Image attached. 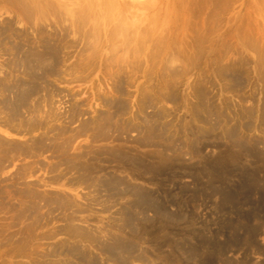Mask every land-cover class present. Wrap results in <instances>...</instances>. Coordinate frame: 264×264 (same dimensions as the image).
<instances>
[{"label": "rangeland", "instance_id": "1", "mask_svg": "<svg viewBox=\"0 0 264 264\" xmlns=\"http://www.w3.org/2000/svg\"><path fill=\"white\" fill-rule=\"evenodd\" d=\"M0 140V264H264V0H0Z\"/></svg>", "mask_w": 264, "mask_h": 264}, {"label": "bare ground", "instance_id": "2", "mask_svg": "<svg viewBox=\"0 0 264 264\" xmlns=\"http://www.w3.org/2000/svg\"><path fill=\"white\" fill-rule=\"evenodd\" d=\"M49 49V51L51 50V48H48ZM23 58V57H22ZM40 59V58H39ZM36 60L35 62L34 61H32V62H29V61H31V60H29V59H24L23 58V65H24V68L26 67V69H28L29 71H31L32 72V78H38V76L36 75L38 72L37 71H39L40 70V72L42 71V75H40V78L42 79L44 76L46 77L47 75H51L53 72H54V70L52 69H48L47 68V63L48 62H51L50 61V59H52V57L50 56V54H47V55H44L40 60ZM53 60V59H52ZM18 61H20V60H18ZM35 64H38V65H35ZM20 69V68H19ZM26 69H24V70H26ZM37 70V71H36ZM28 71H26V73H27ZM29 73V72H28ZM31 78V79H32ZM46 81V80H45ZM121 84V83H120ZM237 85H239L240 84V82H239V79H237V83H236ZM34 85V84H33ZM33 85H32V87H33ZM37 85V84H36ZM7 86V85H6ZM121 86V85H120ZM32 87H30L29 86V88H25V86H24V84H22L21 85V88H19V90L17 91L16 90V100H15V102H2V104H3V106L6 108V109H8V111H9V114H10V118H11V120H18V118H20L21 116H22V112H23V110L25 109V111L26 112H28L30 115H31V119L29 120V121H27L26 122V126H27V128H24L23 127V129H27L29 132L30 131H35V130H38V129H42V128H45L47 125H48V123H50L53 119H56L55 117H56V112H54L52 109V111L50 110V108H49V110H48V112H45V114L47 115V116H45V115H41V113H42V104H40L39 102L37 103V102H35V105L33 106V109L32 108H30L29 106H32L31 104H30V100L37 94V89L36 88H32ZM5 88V87H4ZM8 88H10V87H8ZM42 88V87H41ZM41 88L39 87V89L41 90ZM121 89L122 88H120V90H119V87H118V92H120L121 91ZM5 90H7L6 88H5ZM8 90H11V89H8ZM11 92V91H10ZM9 92V93H10ZM122 92H124V91H122ZM11 94H13V93H11ZM10 94V95H11ZM39 94V93H38ZM14 99V98H13ZM169 99V98H168ZM7 100V99H6ZM149 100V99H148ZM5 101V100H4ZM32 101V100H31ZM121 101V100H120ZM106 102V101H105ZM148 102H149V105H148ZM46 103H48V102H46ZM108 104H109V106H111V108H112V110H114V112L112 113V115L110 116V117H113V118H115L116 116H118V115H124L125 113H127L126 112V104L125 103H123V102H118V101H115L114 100V102H107ZM45 104V103H44ZM51 105H52V103H50ZM49 104V105H50ZM143 104V103H142ZM150 101H147L146 102V104H144V106H145V108L146 107H150ZM46 106V105H45ZM48 106V105H47ZM49 107V106H48ZM51 107H53V105L51 106ZM79 107V106H78ZM82 107V106H81ZM54 108V107H53ZM55 109V108H54ZM109 109V108H108ZM109 112V111H108ZM107 112V113H108ZM71 115L73 116V119L75 118V117H77V115L79 114V113H81V111H78V109H76V108H74L73 107V109H71ZM43 114V113H42ZM105 115V114H104ZM58 117H59V115H58ZM104 118V117H103ZM151 118V117H150ZM158 118V117H157ZM50 119H52V120H50ZM69 119H72V118H69ZM99 119V118H98ZM107 120V119H106ZM119 120V119H118ZM146 120V119H145ZM149 118H148V122H149ZM152 120V119H151ZM19 121V120H18ZM59 121V120H58ZM71 121H73V120H71ZM108 121V120H107ZM13 122H15V121H13ZM87 123V122H86ZM8 124V123H7ZM47 124V125H46ZM83 124V123H82ZM114 124V123H113ZM8 125H10V122H9V124ZM23 125V124H22ZM98 125V127L97 128H99L100 129V132H101V130L102 131H107L106 129H109L110 127H112V125L111 124H108V123H106V124H97ZM127 125V124H126ZM129 125V124H128ZM85 127H87V128H85ZM85 127H83L84 129L83 130H87L88 129V125H86ZM95 127V128H96ZM127 127H129V126H127ZM19 128V127H18ZM56 128H58V127H55V129ZM49 129V128H48ZM54 129V128H53ZM17 130V129H16ZM50 130V129H49ZM52 130V129H51ZM13 131V130H12ZM15 131V130H14ZM80 131V130H79ZM65 132V130L63 131L62 130V133H64ZM112 132V131H111ZM120 132V131H119ZM150 134V133H149ZM151 135V134H150ZM66 136V135H65ZM43 137V136H42ZM45 136L43 137V138H39V139H34L33 140V144L32 145H30V146H27V144H24V145H26V147H24V145H23V147H20V146H18L17 144V142H15L16 144V146L14 147V151L16 150V151H21V153L22 154H26V153H33V151H36V150H38V151H40V149L42 150V151H44V148H46L47 146L45 145L46 143H45ZM62 138V137H61ZM146 140V139H145ZM54 143V142H53ZM5 145V143L3 142V141H1L0 140V147L1 146H3V147H5L4 146ZM19 145H21L20 143H19ZM64 146V145H63ZM48 149V148H47ZM60 149H58V151H59ZM68 150V149H67ZM3 151V150H2ZM1 151V152H2ZM47 151V150H46ZM115 151V150H114ZM7 152V151H6ZM56 152V151H55ZM8 153H9V151H8ZM11 153V152H10ZM14 153V152H13ZM18 153V152H17ZM36 153V152H35ZM35 153H33L34 155H35ZM38 153V152H37ZM43 153V152H42ZM19 155H20V153H18ZM29 154V155H30ZM39 154V153H38ZM40 155V154H39ZM21 156V155H20ZM25 156V155H24ZM4 159V158H3ZM3 162V161H2ZM1 164V163H0ZM67 164V163H66ZM68 167V166H67ZM69 167H71V166H69ZM85 170V169H84ZM94 179V178H93ZM88 181V180H87ZM90 181V180H89ZM88 181V182H89ZM114 181L112 180L110 183H113ZM73 232V231H72ZM75 232V231H74ZM76 233V232H75ZM78 233V232H77ZM76 233V234H77ZM73 234V233H72ZM74 235V234H73ZM81 236V235H80ZM79 236V237H80ZM74 237V236H73ZM91 237V239L94 237H92V236H90ZM91 239H90V242H91ZM93 239H96V237L95 238H93ZM73 250V249H72ZM71 250V251H72ZM69 251V250H68ZM71 251L69 252V253H71ZM83 257V256H82Z\"/></svg>", "mask_w": 264, "mask_h": 264}]
</instances>
